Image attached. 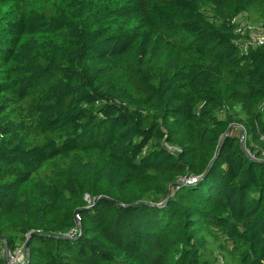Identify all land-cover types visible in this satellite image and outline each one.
<instances>
[{
  "label": "trees",
  "instance_id": "trees-1",
  "mask_svg": "<svg viewBox=\"0 0 264 264\" xmlns=\"http://www.w3.org/2000/svg\"><path fill=\"white\" fill-rule=\"evenodd\" d=\"M239 15L264 0H0V264H264Z\"/></svg>",
  "mask_w": 264,
  "mask_h": 264
},
{
  "label": "built area",
  "instance_id": "built-area-1",
  "mask_svg": "<svg viewBox=\"0 0 264 264\" xmlns=\"http://www.w3.org/2000/svg\"><path fill=\"white\" fill-rule=\"evenodd\" d=\"M232 23L235 25V33L239 36L237 41L240 42L242 41L241 39H243V46L252 48L264 46V28L261 26H252L248 24L240 15L234 17L232 19ZM258 110L264 115V100L260 103ZM244 137L245 133L242 132L240 139L242 143H244ZM259 140L264 144V134L259 135ZM246 152L251 158H254L249 151L246 150ZM192 180H194V178ZM74 234L75 231H72L67 233L66 236H72ZM20 254H22L21 248H17L13 253L5 252V263H19V260L21 259ZM22 262L23 260L20 263Z\"/></svg>",
  "mask_w": 264,
  "mask_h": 264
},
{
  "label": "rangeland",
  "instance_id": "rangeland-1",
  "mask_svg": "<svg viewBox=\"0 0 264 264\" xmlns=\"http://www.w3.org/2000/svg\"><path fill=\"white\" fill-rule=\"evenodd\" d=\"M229 132H231L232 134H235V135L238 134V130H237L236 128H234V127H230ZM84 200H85V201H89V196L85 195ZM76 215H77V214L75 213V216H76ZM77 228H79V224H77ZM6 256H7V255H6ZM20 257H21V259L19 260V263L23 260V254H20Z\"/></svg>",
  "mask_w": 264,
  "mask_h": 264
},
{
  "label": "water",
  "instance_id": "water-1",
  "mask_svg": "<svg viewBox=\"0 0 264 264\" xmlns=\"http://www.w3.org/2000/svg\"><path fill=\"white\" fill-rule=\"evenodd\" d=\"M230 130V129H229Z\"/></svg>",
  "mask_w": 264,
  "mask_h": 264
}]
</instances>
